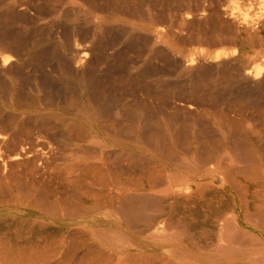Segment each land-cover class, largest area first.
Returning <instances> with one entry per match:
<instances>
[{
    "label": "bare ground",
    "instance_id": "bare-ground-1",
    "mask_svg": "<svg viewBox=\"0 0 264 264\" xmlns=\"http://www.w3.org/2000/svg\"><path fill=\"white\" fill-rule=\"evenodd\" d=\"M160 1L0 0V264L260 263L264 0Z\"/></svg>",
    "mask_w": 264,
    "mask_h": 264
},
{
    "label": "rangeland",
    "instance_id": "rangeland-1",
    "mask_svg": "<svg viewBox=\"0 0 264 264\" xmlns=\"http://www.w3.org/2000/svg\"><path fill=\"white\" fill-rule=\"evenodd\" d=\"M164 1H166V0H164ZM164 1L163 0H161L160 1V4L161 5H159V6H157L158 8H161V6H164V4H167V1L164 3ZM170 3V2H169ZM157 7H155L154 8V11H157L158 10V8ZM176 7V8H175ZM162 8H164L165 9V6L164 7H162ZM171 9H172V11H177V10H179V8L177 7V6H175V5H172L171 7H170ZM255 7H253V8H250V11H255V9H254ZM164 9H161V10H164ZM160 11V10H159ZM128 19H130L129 17H128ZM251 107H253V109H251L250 111H248V109H247V112H245V114H247V115H256V112H257V115H261V112H262V110L261 109H259V110H256V109H258L259 107L257 106V108H256V106H251ZM251 107H249V109L251 108ZM255 113H253V112ZM258 112H260V113H258ZM263 113V112H262ZM250 121H251V124H250ZM254 121V122H253ZM262 123H261V122ZM253 122V123H252ZM248 127H250V128H252V129H256V130H261V131H263L264 132V120H262V119H259V121H258V119L256 120V119H254V120H250V119H248V120H246V122H244ZM255 123H256V126H255ZM261 124V127L259 126L260 124ZM257 138H260V139H262V140H264V135L263 134H261V135H259ZM264 144V143H263ZM264 254V253H263ZM262 253H260V255L259 254H256L255 255V257L258 259V261L257 262H260L261 264H264V262H262V261H264V259H263V257H264V255H263ZM259 256V257H258ZM262 257V258H261ZM263 259V260H262ZM260 263H258V264H260ZM256 264V263H255Z\"/></svg>",
    "mask_w": 264,
    "mask_h": 264
}]
</instances>
